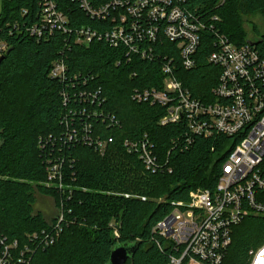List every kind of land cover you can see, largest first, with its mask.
Listing matches in <instances>:
<instances>
[{"label": "trees", "instance_id": "obj_1", "mask_svg": "<svg viewBox=\"0 0 264 264\" xmlns=\"http://www.w3.org/2000/svg\"><path fill=\"white\" fill-rule=\"evenodd\" d=\"M57 2L70 18L71 32L53 33L40 41L26 33L27 27L38 22V0L1 2L0 43L6 50L0 64V232L22 244L26 235L49 228L55 209L62 203L70 211L65 216L68 224L62 225L54 245L33 254L30 264H108L110 251L119 244L137 246L126 264H169L177 254L153 229L172 213V203L186 204L190 192L215 187L233 146L228 138L213 135L195 136L186 147L181 136L186 132L183 123L161 126L164 108L132 100L135 89H161L164 58L150 61L133 57L126 62L122 48L103 41L75 44V29L97 24L75 2ZM215 2L191 0L190 5L204 17L218 16L220 22L214 27L232 44H245L244 18H264V0H225L217 8ZM214 36L208 28L203 30L194 68L184 70L177 64L175 71L192 97L204 103L213 101L210 92L220 74L207 61L215 50ZM256 49L264 54V37ZM156 51L171 52L178 63L173 44L165 42ZM58 59L64 61L71 80L65 84L49 77L52 63ZM73 76L78 77L79 89L100 90L105 99L101 109L114 116L117 124L111 126L93 117L95 105L72 99ZM61 91L70 96L65 107ZM69 109L84 111V118L76 119L74 127L89 125L92 140L111 139L104 155L82 143H68L63 135ZM145 139L152 144L160 166L155 173L145 170L138 155L127 153L124 146L125 141ZM57 158L64 161V183L71 187L68 200L66 194L58 195L43 185L47 160ZM37 196L53 200L51 216L34 210ZM111 224L116 226L118 238ZM231 233L222 264H244L247 250L263 241L264 219L246 218Z\"/></svg>", "mask_w": 264, "mask_h": 264}, {"label": "built area", "instance_id": "obj_2", "mask_svg": "<svg viewBox=\"0 0 264 264\" xmlns=\"http://www.w3.org/2000/svg\"><path fill=\"white\" fill-rule=\"evenodd\" d=\"M96 27L81 26L74 30V43L88 46L103 41L113 48H122L126 62L133 57L141 60L164 58L161 89L151 88L132 92V100L165 109L161 126L182 124L186 132L181 136L185 146L195 136L209 138L222 135L230 140L232 150L224 160L213 189H196L189 193V201L172 203L173 211L153 229L176 254L169 264H222L232 241V229L246 218L264 219V54L247 40L241 46L232 44L215 29L220 19L216 15H199L191 0H71ZM225 0H216L219 7ZM38 22L26 28V33L37 41L50 34L68 35L70 18L58 6L57 0H38ZM100 24L107 26H100ZM213 31L215 50L207 61L219 71L216 86L211 90L213 101L204 103L194 97L175 76L177 64L184 70L195 66V54L200 34ZM261 38V37H259ZM165 42L174 45L175 55L157 52ZM6 46L0 43V57ZM49 77L65 84L69 80L63 60L52 63ZM72 99L89 103L96 109L92 116L111 126L117 124L114 116L105 113L100 90L79 89L78 77H72ZM85 80L82 85H85ZM63 106L69 103L68 93L60 92ZM83 110H72L64 117L68 143H82L104 155L108 143L92 140L90 126L74 127L76 119L84 118ZM79 132V134H78ZM180 139L175 141L176 145ZM127 153H136L144 169L155 173L159 168L152 144L145 139L139 143L124 142ZM64 161L47 160L46 188L70 199L71 187L64 183ZM68 191V192H66ZM128 198L129 196H125ZM145 201V198H141ZM70 211L63 204L55 209V220L49 228L25 236L20 244L10 241L0 232V264H30L33 254L55 244L60 237L66 215ZM118 238L116 226L110 225ZM244 264H264L263 241L250 247Z\"/></svg>", "mask_w": 264, "mask_h": 264}, {"label": "rangeland", "instance_id": "obj_3", "mask_svg": "<svg viewBox=\"0 0 264 264\" xmlns=\"http://www.w3.org/2000/svg\"><path fill=\"white\" fill-rule=\"evenodd\" d=\"M1 2L2 0H0V13ZM243 28L246 32L247 41H254L256 38L264 37V18L261 15L245 17ZM36 199L37 200L34 204V210L36 212L42 213L44 217L51 216L54 211L53 200L41 196H37Z\"/></svg>", "mask_w": 264, "mask_h": 264}, {"label": "water", "instance_id": "obj_4", "mask_svg": "<svg viewBox=\"0 0 264 264\" xmlns=\"http://www.w3.org/2000/svg\"><path fill=\"white\" fill-rule=\"evenodd\" d=\"M250 45H258L261 42V38H256L254 41H247ZM4 60V56L0 57V64ZM136 244H119L116 245L112 251H110V257L108 264H126L130 260L135 250Z\"/></svg>", "mask_w": 264, "mask_h": 264}]
</instances>
